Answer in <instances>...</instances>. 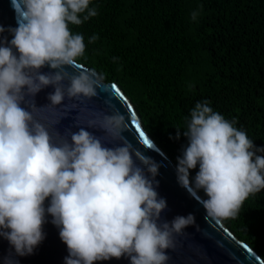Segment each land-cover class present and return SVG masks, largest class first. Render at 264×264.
<instances>
[{
	"label": "clouds",
	"instance_id": "clouds-1",
	"mask_svg": "<svg viewBox=\"0 0 264 264\" xmlns=\"http://www.w3.org/2000/svg\"><path fill=\"white\" fill-rule=\"evenodd\" d=\"M19 2L17 9L13 0L19 19L18 27L8 29L10 41L0 26V238L18 256L31 255L45 238L47 214L67 246L65 264L121 257L130 264H167L174 235L182 234L195 218L188 214L160 223L167 202L155 190L159 165L122 137L124 116L116 112L88 122L87 128L99 126L120 142L107 147L78 124L70 141L58 132L54 139L33 115L34 97L48 86L54 92L45 107L61 106L65 97L98 95L103 78L95 70L74 75L65 71L85 53L83 36L73 34L69 24L79 26L97 15L89 8L91 0ZM98 38L93 35L89 42ZM45 66L53 71L42 73ZM28 98H33L31 104ZM235 124L213 111L208 101L197 103L184 131L188 146L178 158L179 185L190 194L203 190L207 199L199 202L217 220L235 217L250 195L264 189V155H257L264 148H255ZM197 165L193 186L189 174Z\"/></svg>",
	"mask_w": 264,
	"mask_h": 264
},
{
	"label": "trees",
	"instance_id": "trees-1",
	"mask_svg": "<svg viewBox=\"0 0 264 264\" xmlns=\"http://www.w3.org/2000/svg\"><path fill=\"white\" fill-rule=\"evenodd\" d=\"M89 8L95 17L69 24L84 38L78 62L120 87L176 168L191 110L204 101L264 148V0H91ZM198 171L190 170L193 186ZM221 221L264 261V189Z\"/></svg>",
	"mask_w": 264,
	"mask_h": 264
},
{
	"label": "water",
	"instance_id": "water-1",
	"mask_svg": "<svg viewBox=\"0 0 264 264\" xmlns=\"http://www.w3.org/2000/svg\"><path fill=\"white\" fill-rule=\"evenodd\" d=\"M16 6L17 9L20 8L19 0H16ZM18 19L13 0H0V26L5 29L3 37L9 41L12 36L8 29L18 27ZM40 71L49 73L53 70L45 66ZM65 71L74 75L91 70L77 62ZM68 83L66 79L63 86L67 88ZM101 85V88L97 89V96L80 100H69L65 97L63 104L56 108L45 107L49 103L48 95L54 92V88L48 86L34 97L37 107V111L33 113L34 118L49 129L54 139L58 132L61 137L70 141V132L78 131L76 127L78 124L101 137L107 147H115L120 145L119 141H112L111 137L106 136L99 126L87 128V125L90 120L102 119L104 115L110 116L116 112L124 116L126 129L121 133L122 137L134 150L159 165L158 174L154 180V185L158 183L155 190L158 196L167 202V208L161 214L160 223L171 222L176 216H187L188 214H192L195 218L194 223L186 227L182 234L174 235L175 246L167 250V255L170 257L167 264H264L259 255L240 242L221 219L217 220L207 216L199 202L204 198L198 192L190 194L179 185L177 168L145 130L132 102L124 95L120 87L103 80H101ZM32 99L28 98V104L32 103ZM73 105H76L74 109ZM56 121L60 122L57 124ZM133 159L135 160V156ZM136 164L144 167L139 160H136ZM144 171L148 178L152 179L146 168ZM49 203L50 198L45 201V208L49 206ZM52 219L46 214V223L43 225L45 238L31 255L18 256L9 242L0 238V264H65L68 249L61 241L59 229L52 223ZM96 264H130V260L127 257H121L98 261Z\"/></svg>",
	"mask_w": 264,
	"mask_h": 264
},
{
	"label": "snow or ice",
	"instance_id": "snow-or-ice-1",
	"mask_svg": "<svg viewBox=\"0 0 264 264\" xmlns=\"http://www.w3.org/2000/svg\"><path fill=\"white\" fill-rule=\"evenodd\" d=\"M137 130H138V129H137ZM140 134H141V136H143V133H142V132H141ZM145 143H147V141H145Z\"/></svg>",
	"mask_w": 264,
	"mask_h": 264
}]
</instances>
